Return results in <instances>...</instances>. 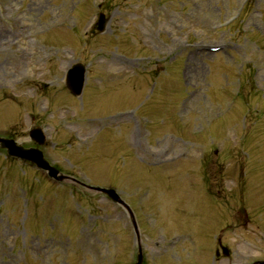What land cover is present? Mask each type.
Instances as JSON below:
<instances>
[{
  "label": "rangeland",
  "instance_id": "obj_1",
  "mask_svg": "<svg viewBox=\"0 0 264 264\" xmlns=\"http://www.w3.org/2000/svg\"><path fill=\"white\" fill-rule=\"evenodd\" d=\"M239 9L241 34L235 23L222 31L213 28ZM100 12L110 19L106 32L87 35L79 43L87 23ZM0 16V62L5 53L13 61V69L0 65V89L10 88V98L2 96L8 95L6 90L0 92V132L15 133L19 142L29 144L30 127H43L49 140L46 158L80 178L105 180L93 186L115 180L118 185L114 187L120 192L125 185L123 176H131V184L141 188L142 211L137 217L139 229L149 239L143 242L148 264L152 260L154 264H197L196 248L210 243L207 228L219 221L203 189L192 185L187 165L181 163L175 172L177 165L156 164L178 154L177 149L170 156L166 153V140L181 143L187 159L198 151L182 136V124L200 130L209 125L211 116L209 140L214 139V130L225 128L229 135L241 128V157L224 162L229 169L235 166L238 175L240 162L241 179L250 178L246 193L254 189L261 194V198L247 195L252 200L249 207L254 208L258 198L263 207L264 183L259 187L256 178L264 176V0H0ZM62 19L68 22L61 23ZM157 36L163 45L156 48ZM144 38L147 45H142ZM192 42L197 48L201 44L232 47L213 57L199 56L187 47ZM173 52L177 55L167 60ZM141 56L153 61L140 64L135 59ZM156 60L158 65L152 66L156 73L147 75ZM72 61L90 64L88 86L92 89L108 84L92 100L84 97V110L77 102L78 109L70 107L64 92L56 87L62 86L59 79ZM117 75L139 81L124 87L110 85ZM47 83L49 88H40ZM108 113L126 116L113 125L102 119ZM141 131L154 132L145 140ZM130 136L135 154L126 145ZM208 151L193 159L204 161ZM138 156L152 162L145 164ZM6 161L0 153V264H85L83 260L79 263V236L107 238L100 255L117 254L125 264L127 251L128 258L135 260L133 232L125 233L121 221L103 222L110 215L121 216L122 210L104 199L81 200L64 193L69 196L62 201V212H56L61 198L52 196L44 204L39 200L38 207H51L54 212L43 210L45 220L37 210L34 217V204L30 206L27 197L45 198L53 191L59 195L60 190L79 192V187H50L33 167ZM221 168L223 164H218L209 174L201 172L217 179ZM30 183L35 190L28 194ZM255 230L249 233L253 239L257 238ZM114 235L117 245L108 241ZM230 245L234 251L235 242ZM256 246L264 250V243Z\"/></svg>",
  "mask_w": 264,
  "mask_h": 264
},
{
  "label": "water",
  "instance_id": "obj_2",
  "mask_svg": "<svg viewBox=\"0 0 264 264\" xmlns=\"http://www.w3.org/2000/svg\"><path fill=\"white\" fill-rule=\"evenodd\" d=\"M79 70L82 71L81 67H79ZM76 77V74L73 76ZM83 83V72H79V90H81V86ZM32 138L39 144L43 145L44 138L41 135L40 131L38 129L34 130L32 133ZM0 145L3 148L7 149V152L10 156L21 158L23 160L29 161L33 164H35L39 169H42L44 171L48 172V175L51 178H54L56 180H62L63 177L59 176L58 171H56L54 168H52L43 158L42 153L39 150H24L21 147H18L14 143L8 140L0 139ZM107 195L113 196L112 191H106ZM143 256L141 251H139L138 257H137V263L136 264H142Z\"/></svg>",
  "mask_w": 264,
  "mask_h": 264
},
{
  "label": "flooded vegetation",
  "instance_id": "obj_3",
  "mask_svg": "<svg viewBox=\"0 0 264 264\" xmlns=\"http://www.w3.org/2000/svg\"><path fill=\"white\" fill-rule=\"evenodd\" d=\"M247 207L248 206L245 204L241 206V218H245V215H243V214H245ZM253 211H255V210H253ZM249 222H250L249 220L248 221L245 220L244 222L241 221V225L239 226L241 228V233H244L246 226L248 225ZM225 233H226V231H223V230L221 231V234H220L221 241H223V237H224ZM254 262H256V261H254ZM254 262H252L251 264H253ZM240 264H247V261L244 260V257H242Z\"/></svg>",
  "mask_w": 264,
  "mask_h": 264
}]
</instances>
